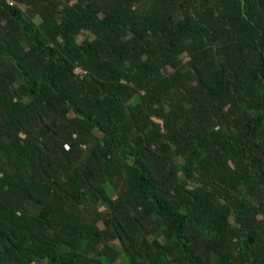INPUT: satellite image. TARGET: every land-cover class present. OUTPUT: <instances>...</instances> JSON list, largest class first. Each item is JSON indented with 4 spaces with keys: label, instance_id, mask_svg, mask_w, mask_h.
<instances>
[{
    "label": "trees",
    "instance_id": "1",
    "mask_svg": "<svg viewBox=\"0 0 264 264\" xmlns=\"http://www.w3.org/2000/svg\"><path fill=\"white\" fill-rule=\"evenodd\" d=\"M0 264H264V0H0Z\"/></svg>",
    "mask_w": 264,
    "mask_h": 264
},
{
    "label": "built area",
    "instance_id": "2",
    "mask_svg": "<svg viewBox=\"0 0 264 264\" xmlns=\"http://www.w3.org/2000/svg\"><path fill=\"white\" fill-rule=\"evenodd\" d=\"M12 4H13V3H12ZM18 6H20V8H22V7H23V6L21 7V5H18ZM18 6H17V7H18Z\"/></svg>",
    "mask_w": 264,
    "mask_h": 264
}]
</instances>
